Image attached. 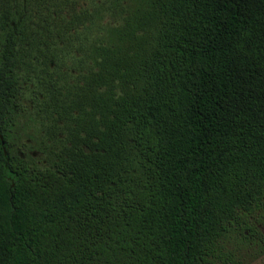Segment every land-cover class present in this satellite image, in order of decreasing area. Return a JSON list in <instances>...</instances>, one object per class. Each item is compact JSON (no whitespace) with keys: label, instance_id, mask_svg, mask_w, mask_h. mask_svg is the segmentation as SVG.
Segmentation results:
<instances>
[{"label":"trees","instance_id":"1","mask_svg":"<svg viewBox=\"0 0 264 264\" xmlns=\"http://www.w3.org/2000/svg\"><path fill=\"white\" fill-rule=\"evenodd\" d=\"M261 223L264 0H0V264H239Z\"/></svg>","mask_w":264,"mask_h":264},{"label":"rangeland","instance_id":"2","mask_svg":"<svg viewBox=\"0 0 264 264\" xmlns=\"http://www.w3.org/2000/svg\"><path fill=\"white\" fill-rule=\"evenodd\" d=\"M109 20L113 21L112 18H106L103 22L107 23ZM66 54H68L64 56V62L66 68L69 70L70 67H72L79 70V67L75 66V63L77 65L78 57L73 56L69 53ZM68 70H67V76L70 75V73H68ZM71 76L72 75H70V77ZM23 96H24V100H30L32 93L28 89H26L24 90ZM259 227L264 235V223L259 224ZM238 260H239V264H264V252H261L255 248L241 250L238 253Z\"/></svg>","mask_w":264,"mask_h":264}]
</instances>
